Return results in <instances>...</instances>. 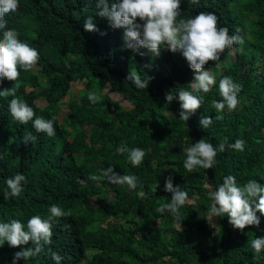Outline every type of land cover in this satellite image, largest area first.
I'll use <instances>...</instances> for the list:
<instances>
[{"label": "trees", "instance_id": "obj_1", "mask_svg": "<svg viewBox=\"0 0 264 264\" xmlns=\"http://www.w3.org/2000/svg\"><path fill=\"white\" fill-rule=\"evenodd\" d=\"M97 11L96 0H19L18 11L4 17V30L14 29L40 58L31 71L21 69L15 82L4 79L0 91L16 87L17 97L34 110L33 119L54 121L55 135L37 133L32 121L22 125L14 120L8 110L13 97H0V223L19 220L27 230V221L37 215L47 219L52 205L66 213L53 224L52 243L17 264H56L52 252L62 257L60 264H264V251L257 256L250 245L264 238V216L257 213L259 227L240 231L227 216L210 213V191L225 176L233 175L241 187L250 180L264 185V0H181L177 21L211 12L219 18L218 27L244 37L243 45L234 44L219 61L205 65L216 78L208 93L193 91L194 73L179 52L165 46L153 57L147 49H141L144 56L126 49L123 29H112ZM89 16L98 31L84 30ZM132 70L142 79L151 77L147 88L138 89L127 79ZM225 76L242 86L239 104L217 112L213 101L223 99L219 81ZM77 81L85 82L81 98L70 96L69 112L59 123L61 100ZM181 88L202 98L188 121L179 118L178 95L171 103L165 100V93ZM89 92L102 99L91 103ZM109 93L130 108L113 102ZM39 99L46 105L37 106ZM204 116L213 119L207 129L199 124ZM29 134L36 137L34 143L24 142ZM202 138L217 149L225 139L228 144L241 139L245 150L226 147L217 151L213 169L189 173L183 148ZM121 145L144 150L143 162L133 167L127 152H117ZM109 167L119 175H135L137 188L90 179L103 177ZM17 173L27 182H22L19 197L5 200L6 180ZM169 176L174 187L188 194L180 222L167 211L156 212L171 201L172 193L165 191ZM140 191L143 198L137 195ZM21 250L5 242L0 264H11Z\"/></svg>", "mask_w": 264, "mask_h": 264}, {"label": "clouds", "instance_id": "obj_2", "mask_svg": "<svg viewBox=\"0 0 264 264\" xmlns=\"http://www.w3.org/2000/svg\"><path fill=\"white\" fill-rule=\"evenodd\" d=\"M191 3L197 4L199 0H191ZM96 7L98 9L96 15L106 18L112 29H123L122 38L126 49H130L140 56L146 54L141 49H147L153 57H159L161 49L165 46L173 53L179 52L194 73L191 87L196 93L201 91L208 93L216 84V78L211 72L204 70L205 65L210 61H219L221 54L226 49H232L234 44H244L243 36L229 35L227 27L217 26L219 18L214 13L200 12L194 18L177 21V17L181 15V0H116L111 3L110 0H96ZM18 8L19 0H0V30L7 28V21L4 17L7 14L16 13ZM84 30L87 32L98 31L93 23V17L89 16L85 20ZM239 31L237 29V33ZM105 34L101 33V35ZM18 35L14 29L3 31V38L0 39V83L4 79L15 82L20 76L21 69L28 72L37 66L40 58L39 52L27 43L21 42ZM127 79L131 80L138 89H144L148 87L151 77L142 79L141 75L132 70ZM241 90L242 86L234 83L231 77L225 76L220 79L219 93L223 99L213 101V107L217 112H222L225 107L230 111L235 110L239 104L237 97ZM16 94V87L0 91V97H13L9 102L8 109L11 117L22 125L32 121L33 128L37 133L43 132L49 137L54 136V121L45 120L42 117L33 119L34 110L19 99ZM69 94L70 92H68ZM177 95L180 101L179 118L188 121L201 107L202 98L181 88L178 93H174L172 90L165 93V100L171 103ZM88 99L95 104L102 97L89 92ZM216 119L219 120L222 117L216 116ZM212 123L213 119L209 116L202 117L199 122L203 129H207ZM28 141L34 143L36 137L31 134L25 136L24 142ZM226 147L242 153L245 150V141L237 139L234 143L228 144L225 139L217 149L202 138L193 145L183 148V152L186 154L183 166L189 173L201 168L213 169L216 164L217 151L224 152ZM117 152L121 154L127 152L133 167H138L146 155L145 151L140 148L128 149L124 145L117 148ZM103 178H107V181L113 185H127L129 190H135L138 186V178L135 175H119L114 172L112 167L105 170L103 177L90 176V179L94 181ZM22 182L26 183L27 178L20 173L8 178L4 199L19 197L23 190ZM165 191L172 193L171 201L158 207L156 212L163 214L167 211L175 221L180 222V209L188 203V194L179 186H173L172 176L165 180ZM137 195L143 198L145 193L140 191ZM210 198L212 200L210 205L212 216H227L229 224L240 231L248 226L259 227L260 216H264V185L250 180L241 187L238 186L233 175H227L223 178L222 184L210 191ZM49 213L47 219H42L39 215L31 217L27 221V230L19 220L14 219L9 223H0V246L7 242L12 248H22L21 251L14 254L11 264H17L20 259L29 260L37 256L44 251L45 245L52 243L53 224L58 223L59 218L64 217L66 213L57 205H52L49 208ZM257 213H260V216ZM30 242L33 247H22L29 245ZM250 245L254 254L258 256L264 251V238H255L250 241ZM51 258L56 264H60L62 260V257L56 252L51 253Z\"/></svg>", "mask_w": 264, "mask_h": 264}, {"label": "rangeland", "instance_id": "obj_3", "mask_svg": "<svg viewBox=\"0 0 264 264\" xmlns=\"http://www.w3.org/2000/svg\"><path fill=\"white\" fill-rule=\"evenodd\" d=\"M138 22H140V21H138ZM231 55H232V53H231ZM222 63H223V60H222ZM162 67H163L162 69L164 70V65ZM165 68L166 69L168 68V64L165 65ZM204 70L205 71H211V69L208 67L205 68ZM84 84H85V82H74V83H72V86L70 89V94L65 96L61 100L60 110H59V113L57 115V119L59 120L60 123L63 122L64 117L68 113V106L67 105H68L69 101L71 100L70 96L72 95V99L79 101L81 98V95H82V90H83ZM108 96L110 97V99L113 102H118L123 109H129L130 108V105L128 104V102L123 100L120 96L113 94V93H109ZM36 105L41 107V106H44L45 103L42 100H38V101H36ZM91 202L94 205L96 204L94 199H92ZM209 220H210L211 225L215 226L214 218H212V216H210Z\"/></svg>", "mask_w": 264, "mask_h": 264}]
</instances>
